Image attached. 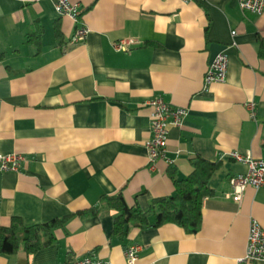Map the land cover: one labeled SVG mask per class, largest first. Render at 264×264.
I'll list each match as a JSON object with an SVG mask.
<instances>
[{
  "label": "crops",
  "instance_id": "crops-1",
  "mask_svg": "<svg viewBox=\"0 0 264 264\" xmlns=\"http://www.w3.org/2000/svg\"><path fill=\"white\" fill-rule=\"evenodd\" d=\"M69 1L80 4L88 29L77 44L69 42L74 22L56 13L55 0H0V153L24 156L18 171L0 172V225L66 217L48 245L0 254V264H63L87 255L126 264L132 243L143 245L135 264H236L250 219L264 228V187L248 186L234 201L228 183L246 170L229 151L264 159V4L253 14L237 0ZM121 38L137 43L116 51ZM221 52L226 78L204 89L207 65ZM154 96L188 112L180 126H169L165 158L150 168L146 100ZM247 101L255 103V119ZM196 156L218 166L195 233L163 223L121 237L104 207L71 215L119 191L127 205L145 210L174 194L170 170L185 178Z\"/></svg>",
  "mask_w": 264,
  "mask_h": 264
},
{
  "label": "built area",
  "instance_id": "built-area-1",
  "mask_svg": "<svg viewBox=\"0 0 264 264\" xmlns=\"http://www.w3.org/2000/svg\"><path fill=\"white\" fill-rule=\"evenodd\" d=\"M183 2H201L203 0H181ZM242 11L259 14L263 8L264 0H237ZM54 9L60 16H68L74 22V31L69 40L70 44L82 42L88 32L87 27L81 20V6L77 2L69 0H55ZM233 33V32H232ZM133 38H121L113 43L116 51H127L136 44ZM228 58L224 53H217L207 65L203 86L206 89L210 84L223 82L226 78ZM151 107L150 137L145 141L148 163L153 168V163L159 158H165L166 142L169 126H180L187 115V108L173 105L165 101L161 96H154L146 100ZM245 107L250 117L255 119V103L247 101ZM229 155L236 161L243 163L246 170L232 175L229 180V195L234 201H240L243 191L251 186L255 189L264 187V159L253 158L249 154L239 151H229ZM24 161L21 153H0V172L18 171ZM143 245L132 243L124 249L126 264H135L138 254L142 251ZM264 262V228L258 221L251 218L248 225L246 245L244 253L236 258V264L246 262ZM63 264H111L107 260L99 259L90 255L78 257L66 261Z\"/></svg>",
  "mask_w": 264,
  "mask_h": 264
},
{
  "label": "trees",
  "instance_id": "trees-1",
  "mask_svg": "<svg viewBox=\"0 0 264 264\" xmlns=\"http://www.w3.org/2000/svg\"><path fill=\"white\" fill-rule=\"evenodd\" d=\"M56 32L58 35V30ZM31 39L37 40L38 34L30 33ZM258 55L264 58L262 41L259 43ZM191 165V173L182 179H176L175 170L172 168L170 177L174 194L153 199L145 210L137 204L127 205L122 192L119 191L114 195L102 196L98 204L71 215L97 214L100 208L104 207L114 212L112 231L121 237L125 236L131 227L159 226L163 223H174L189 233H195L201 222L202 200L213 194L208 181L218 165L198 156L191 159ZM65 219L66 217H63L26 225L20 218L13 217L9 225H0V254L11 255L21 249L27 254L38 251L51 242L53 228L62 225Z\"/></svg>",
  "mask_w": 264,
  "mask_h": 264
}]
</instances>
